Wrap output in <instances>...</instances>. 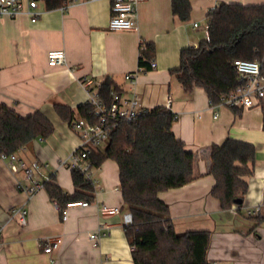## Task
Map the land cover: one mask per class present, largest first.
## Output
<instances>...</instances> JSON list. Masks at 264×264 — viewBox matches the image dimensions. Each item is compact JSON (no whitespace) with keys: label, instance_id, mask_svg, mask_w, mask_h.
I'll use <instances>...</instances> for the list:
<instances>
[{"label":"crops","instance_id":"0c3cea01","mask_svg":"<svg viewBox=\"0 0 264 264\" xmlns=\"http://www.w3.org/2000/svg\"><path fill=\"white\" fill-rule=\"evenodd\" d=\"M222 1L264 3L189 0V17L181 19L172 12L171 0H140L137 28L128 30L108 28L111 0L65 5L66 0L51 7L41 0L35 19L25 13L0 16V103L21 115L39 110L53 123L52 133L32 139L17 153L27 163L38 162L36 179L43 183L54 178L67 194L74 191L67 158L79 142L70 120L79 116L78 106L85 103L89 89L109 75L123 96L136 95L144 108H169L176 114L172 132L195 157L191 181L158 192L169 206L174 230H209L207 258L212 264H264V212L246 214V208L264 204L262 109L210 107L202 87L186 93L170 71L179 65L181 48L206 38L202 26L207 11ZM147 44L153 48L143 59H154L156 66L143 65L144 70L137 71L142 45ZM52 48L65 50L64 64H48ZM126 73L133 74L131 79ZM56 103L68 106L73 118L61 116ZM227 137L253 144L256 153L251 173L241 176L247 183L242 202L223 209L211 194L215 180L208 173L209 147ZM90 179L93 199L86 205H67L62 219L44 186L32 193L24 190L30 184L24 170L0 159V264H134L116 161L106 158L91 167ZM101 204L119 210L103 214ZM14 209L25 210L24 224ZM92 231L99 233L96 240L87 236ZM55 238L57 245L45 251Z\"/></svg>","mask_w":264,"mask_h":264},{"label":"trees","instance_id":"16d2710c","mask_svg":"<svg viewBox=\"0 0 264 264\" xmlns=\"http://www.w3.org/2000/svg\"><path fill=\"white\" fill-rule=\"evenodd\" d=\"M48 7L60 6L66 0H45ZM171 9L181 19L190 14L189 0H171ZM208 38L179 52V65L170 71L183 90L191 93L202 87L211 102L220 101L239 84L233 67L236 58L258 59L264 53V3L242 4L219 2L207 11ZM142 48L139 65H148L143 56L152 51ZM120 91L111 76L98 86L99 95L111 100V91ZM56 111L66 119L73 111L56 103ZM91 107L78 106V114L95 120ZM176 114L159 105L145 109L134 121H121L112 129L103 146H95L87 155L90 166L111 158L118 165L119 186L123 205L131 212L132 222L125 226L132 245L134 264H212L207 258L211 232L206 229L175 231L169 217L168 204L158 192L181 186L194 178V153L176 138L171 125ZM264 128V106L262 110ZM53 123L39 110L21 115L0 103V152H17L32 139L52 133ZM253 144L227 137L209 147L208 173L214 177L211 194L223 209L242 202L247 183L242 175L251 173L255 159ZM72 193H65L54 178L43 182L49 197L56 202L60 214L69 203L90 202L94 183L78 168H71Z\"/></svg>","mask_w":264,"mask_h":264},{"label":"built area","instance_id":"2783aa9c","mask_svg":"<svg viewBox=\"0 0 264 264\" xmlns=\"http://www.w3.org/2000/svg\"><path fill=\"white\" fill-rule=\"evenodd\" d=\"M41 0H0V16H16L21 13L29 15L35 19L41 11L38 9V3ZM73 0H67L65 5L70 4ZM140 0H111L110 17L108 20V28L112 30H128L137 28V8ZM196 26L197 23L195 22ZM206 38H208V20L203 24ZM145 46L142 45V48ZM47 60L49 65L64 64L66 62V54L63 48H52L47 52ZM150 68L156 66L154 59L148 60ZM233 67L238 74L239 84L234 90L226 95L220 96V101L213 103L208 99L210 107L226 106L229 108L239 107L251 108L259 107L263 110L264 106V53L258 59L236 58L233 60ZM144 70L143 65H138L137 71ZM132 73H126L125 77L131 79ZM91 107L90 114L95 120H89L85 117H76L70 120L71 127L78 133L79 142L74 150L68 155V164L71 168H78L87 178H90V163L87 155L95 146H103L109 134L121 121H134L145 111L136 95L123 96L120 91H111V100L106 102L96 89H89L88 96L85 101ZM218 116V112L214 110V117ZM0 159L6 160L10 165H16L24 170L25 179L30 182L29 185L23 186V189L32 193L43 186V183L36 179V170H38V162L32 161L27 163L16 151L0 152ZM65 163V161H64ZM78 204L86 205L87 201L81 200ZM69 203L68 205H70ZM99 210L103 214L114 213L119 210L118 206H110L101 204ZM264 212L263 205H254L246 208L248 216ZM14 213H18V222L25 223V210L14 209ZM66 208L62 211V219H66ZM124 223L132 222L130 211L123 213ZM91 240H96L99 236L98 231H92L87 234ZM59 239L49 240L44 247L45 251H50L58 243ZM216 263V262H214Z\"/></svg>","mask_w":264,"mask_h":264},{"label":"rangeland","instance_id":"374dc122","mask_svg":"<svg viewBox=\"0 0 264 264\" xmlns=\"http://www.w3.org/2000/svg\"><path fill=\"white\" fill-rule=\"evenodd\" d=\"M253 1H255V0H253ZM203 31L201 30V33H202Z\"/></svg>","mask_w":264,"mask_h":264}]
</instances>
